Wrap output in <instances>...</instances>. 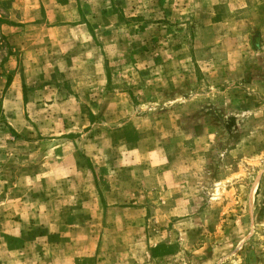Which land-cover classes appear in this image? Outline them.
Returning <instances> with one entry per match:
<instances>
[{
    "label": "rangeland",
    "instance_id": "1",
    "mask_svg": "<svg viewBox=\"0 0 264 264\" xmlns=\"http://www.w3.org/2000/svg\"><path fill=\"white\" fill-rule=\"evenodd\" d=\"M21 167L0 264H264V0H0Z\"/></svg>",
    "mask_w": 264,
    "mask_h": 264
},
{
    "label": "crops",
    "instance_id": "2",
    "mask_svg": "<svg viewBox=\"0 0 264 264\" xmlns=\"http://www.w3.org/2000/svg\"><path fill=\"white\" fill-rule=\"evenodd\" d=\"M6 143V140L4 141ZM12 141H8L6 146L10 147ZM7 154H12L10 151ZM23 166V164H20ZM19 170V171H18ZM5 178H9L7 180V184L0 181V186L3 191H0L1 193H5L6 189L8 188V191L11 193L10 196L0 197V204L5 205H19V207L24 208V205L26 204L27 198H26V192L30 189L31 186V175L29 174V171L27 168H18L16 173H11L9 175H5ZM18 210V209H17ZM16 210V211H17Z\"/></svg>",
    "mask_w": 264,
    "mask_h": 264
}]
</instances>
